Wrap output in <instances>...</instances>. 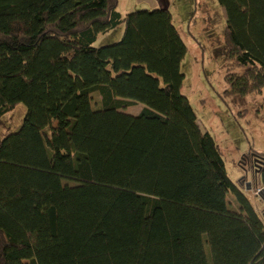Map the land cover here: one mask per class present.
<instances>
[{"label": "trees", "instance_id": "trees-1", "mask_svg": "<svg viewBox=\"0 0 264 264\" xmlns=\"http://www.w3.org/2000/svg\"><path fill=\"white\" fill-rule=\"evenodd\" d=\"M218 1L227 92L264 94V0ZM118 4L0 0V121L23 108L0 137V264H264V213L182 92L172 11Z\"/></svg>", "mask_w": 264, "mask_h": 264}, {"label": "rangeland", "instance_id": "rangeland-1", "mask_svg": "<svg viewBox=\"0 0 264 264\" xmlns=\"http://www.w3.org/2000/svg\"><path fill=\"white\" fill-rule=\"evenodd\" d=\"M155 7L172 11L174 23L188 47L182 61L185 74L182 92L188 96L202 127L212 133L223 150L228 173L237 183L239 173L243 178H253L251 149L264 150V94L227 92L230 87L225 81L224 7L218 0H119L118 4L122 14ZM123 31L121 24L101 35L95 45L113 43ZM22 114L19 105L0 121V137L20 127ZM260 187L255 185L254 189Z\"/></svg>", "mask_w": 264, "mask_h": 264}, {"label": "crops", "instance_id": "crops-1", "mask_svg": "<svg viewBox=\"0 0 264 264\" xmlns=\"http://www.w3.org/2000/svg\"><path fill=\"white\" fill-rule=\"evenodd\" d=\"M245 179L246 180L244 181V184H243L244 186H242L244 191L248 194L249 198L253 202H255L256 205H258L260 212L264 213V198L261 195L255 193L256 190L254 189V186L256 184L254 183L253 184L254 186L251 185L254 179L253 178H245ZM258 186L260 187L261 184L258 183Z\"/></svg>", "mask_w": 264, "mask_h": 264}, {"label": "water", "instance_id": "water-1", "mask_svg": "<svg viewBox=\"0 0 264 264\" xmlns=\"http://www.w3.org/2000/svg\"><path fill=\"white\" fill-rule=\"evenodd\" d=\"M259 195H261L264 198V188L259 190Z\"/></svg>", "mask_w": 264, "mask_h": 264}, {"label": "clouds", "instance_id": "clouds-1", "mask_svg": "<svg viewBox=\"0 0 264 264\" xmlns=\"http://www.w3.org/2000/svg\"><path fill=\"white\" fill-rule=\"evenodd\" d=\"M261 188L263 189V187L261 186V187L256 191L258 194H259V190H260Z\"/></svg>", "mask_w": 264, "mask_h": 264}]
</instances>
